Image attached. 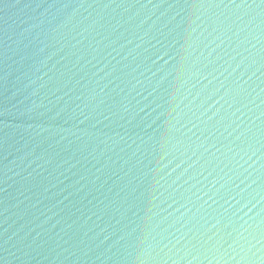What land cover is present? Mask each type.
<instances>
[{"label": "water", "instance_id": "1", "mask_svg": "<svg viewBox=\"0 0 264 264\" xmlns=\"http://www.w3.org/2000/svg\"><path fill=\"white\" fill-rule=\"evenodd\" d=\"M0 264H264V0H0Z\"/></svg>", "mask_w": 264, "mask_h": 264}]
</instances>
